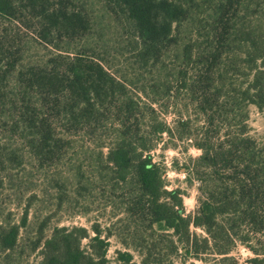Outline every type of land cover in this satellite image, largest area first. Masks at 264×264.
Segmentation results:
<instances>
[{
	"label": "trees",
	"instance_id": "16d2710c",
	"mask_svg": "<svg viewBox=\"0 0 264 264\" xmlns=\"http://www.w3.org/2000/svg\"><path fill=\"white\" fill-rule=\"evenodd\" d=\"M68 1L0 0V128L43 164L64 143L44 114L49 100L70 124L64 131L69 135L87 134L107 109L113 128L106 146H99L107 150L99 158L100 174L117 216L104 228L97 222L55 227L47 239L41 225L32 248L40 249L36 264H175L181 257L238 264L231 256L238 245L253 255L247 264H264V146L249 125V108L264 109V28L248 17L254 0H206L212 3L209 22L204 28L199 21V43L189 41L172 53L178 66L171 81L162 59L177 48L176 31L191 22L188 0H107L133 29L134 64L165 76L134 96L124 76L102 60L60 48L59 41L81 38L89 29V18ZM17 27L58 54L22 64ZM173 89L185 93L202 123L192 135L188 121L178 122L179 139L193 141L201 152L190 169L200 184L198 206L188 215L181 191L167 190L148 140L172 136L157 108H164ZM15 159L0 148V175ZM25 223L26 211L21 225L0 226V252L16 247ZM112 238L120 249L111 262Z\"/></svg>",
	"mask_w": 264,
	"mask_h": 264
},
{
	"label": "rangeland",
	"instance_id": "374dc122",
	"mask_svg": "<svg viewBox=\"0 0 264 264\" xmlns=\"http://www.w3.org/2000/svg\"><path fill=\"white\" fill-rule=\"evenodd\" d=\"M211 1L215 3L216 0ZM211 4L206 0L204 3L201 0H188L191 22L184 23L176 31L178 46L165 53L162 59L168 73L167 80H174L173 68L178 66V61L173 59L172 53L181 50L189 41L199 43V21L206 28ZM68 6L86 14L90 20L89 29L83 37H79L80 39L59 41L60 48L85 50L87 54L102 60L103 64L120 72L131 84L130 91L133 96L138 94V88L145 86L147 89L164 80V74L158 75L157 70L139 69L134 64L136 39L133 29L118 11H111L107 0H69ZM249 10V20L254 24L259 22L264 28V0L252 1ZM15 30L18 38L16 42L20 46L18 57L20 56L22 64L44 63L52 54H58L50 47L38 43L26 29L17 27ZM148 92L151 91L148 89ZM142 99L145 100L143 97ZM53 105L55 102L49 100L45 105L44 114L64 143L52 162L38 163L25 143L0 128L1 150L13 152L16 158L14 162L5 165V170L0 175V226L21 225L26 211V223L20 229L17 245L10 252H0V264L38 263L40 249L32 251V248L41 225L42 235L47 239L55 227L89 228L92 223L97 222L104 228L110 218L112 221L116 220L117 210L112 211V196L101 178L105 173L100 174L99 158H104L107 150L99 146H106L109 142L107 136L113 128L108 110L103 111L100 121L87 127L88 135L81 132L69 135L64 131L71 128L70 124L57 116V109H54ZM163 107L162 110L157 108V115L159 120H163L167 127L172 129V136L164 134L159 139L148 137L149 144L154 146L150 155L163 173L167 190H180L185 214H192L198 206L200 184L190 169L201 152L193 146V141L179 139L178 122L188 121L187 128L192 135L199 133L202 123L194 105L184 92L177 94L173 89L164 99ZM249 111V125L255 130L251 136L264 146V109L259 112L250 107ZM115 196H118V193H115ZM82 247L87 248L86 240L82 242ZM119 249L115 238L110 239L108 260L112 262L115 251ZM231 256L238 264H247L246 261L253 257L252 253L241 245L237 246ZM175 264L206 263L181 257L175 260Z\"/></svg>",
	"mask_w": 264,
	"mask_h": 264
},
{
	"label": "crops",
	"instance_id": "0c3cea01",
	"mask_svg": "<svg viewBox=\"0 0 264 264\" xmlns=\"http://www.w3.org/2000/svg\"><path fill=\"white\" fill-rule=\"evenodd\" d=\"M257 114H260L259 112H257ZM253 127V126H252ZM252 132H255V130H252Z\"/></svg>",
	"mask_w": 264,
	"mask_h": 264
}]
</instances>
